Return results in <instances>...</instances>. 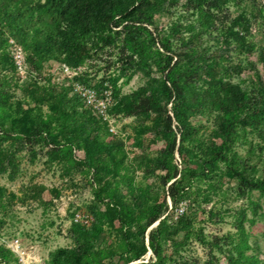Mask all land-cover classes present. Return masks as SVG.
Here are the masks:
<instances>
[{
	"label": "rangeland",
	"instance_id": "rangeland-1",
	"mask_svg": "<svg viewBox=\"0 0 264 264\" xmlns=\"http://www.w3.org/2000/svg\"><path fill=\"white\" fill-rule=\"evenodd\" d=\"M30 1L36 6L33 16L41 21L29 25L25 37L0 28V186L17 196L30 182L42 184L44 190L39 200L13 202L0 214V264L146 262L152 256L147 232L158 220L172 226L165 220L173 218L174 208H181L182 213L172 223L184 218L190 226L167 232L159 242L156 264H226V252L216 251L209 242L212 237L234 235L237 218L246 233L245 254L255 256L256 264H264V194L246 188L225 162L210 158L221 146L218 113L194 109L186 118L194 128L193 137L178 142L176 135L173 152L164 158V142L155 134L153 121L158 110L171 116L170 104L156 108L145 120L127 113L120 103L148 76H160L154 64L162 59L158 42L164 35L173 52L183 37V42L194 44L191 56L217 62L231 82H248L261 70L264 0L230 1L227 11L213 12L205 29L198 24L199 14L185 10L183 0H156L159 3L152 4L150 13L135 14L138 23L124 17L116 25L111 21L102 28L91 27L76 38L78 50L73 53H63L62 33L55 45H39L42 33L37 31L51 13L46 0ZM175 21L188 26L192 34L182 32L174 40L167 32ZM227 27L243 32L245 45L228 37ZM131 37L142 46L145 63L119 70L121 60L132 52L127 41ZM132 58L138 61L136 53ZM4 94L5 101L1 100ZM36 95L45 100L37 103ZM25 108L32 113L39 108L42 117L54 113L53 127L62 121L58 108L67 112L87 108L104 134L89 164L84 162L80 143L69 144L58 136L51 144L54 128L50 135L28 139L4 136L1 130L11 126V120ZM175 127L171 117L173 131ZM225 152L227 157L231 152L238 157L237 166L246 178H264L262 127L247 128ZM205 160L213 161L210 168ZM156 213L157 220L144 227ZM83 239L91 246L87 254L77 249ZM133 242H143L145 247L135 261L125 259L131 254L127 244ZM232 246L226 242L222 248L235 254Z\"/></svg>",
	"mask_w": 264,
	"mask_h": 264
},
{
	"label": "trees",
	"instance_id": "trees-1",
	"mask_svg": "<svg viewBox=\"0 0 264 264\" xmlns=\"http://www.w3.org/2000/svg\"><path fill=\"white\" fill-rule=\"evenodd\" d=\"M147 1L46 0L51 18L37 31V33H42V40L39 45L43 47L55 45V39L57 40L59 34L62 33V38L66 42L62 48L63 53L76 52L78 50L76 38L91 27L102 28L105 23L109 24L111 21H114L116 25L122 22L124 17L129 18L133 24L138 23L139 20L135 19V14L150 13L152 4L159 3L156 0H150L147 5H143ZM230 1L233 0H183V5H185L186 11L190 10L199 14L198 24L202 25V29H205L211 23L210 16L213 12L227 11L226 5ZM35 7L30 0H0V28H8L11 32H17L25 37L28 34L29 25L35 24L36 19L41 21L40 18L33 16ZM67 8L72 10L64 14L62 10ZM132 9L133 11H130ZM188 31L192 34L188 26L175 21L168 27L167 34L169 33L174 40H178L180 33H187ZM199 31L200 29H197L198 33ZM225 33L235 40L237 45H245L243 32H234L231 27H227ZM163 37V40L157 41L158 47L163 51L161 52V63L158 61L154 64L160 76H148L143 85L121 99L122 107L130 115H139L142 119L148 120L151 112L156 108H165L166 103L170 104L171 116L165 112L159 113L158 110V118L153 121L157 125L155 134L164 142L162 149L164 158L173 152L176 135L178 142H188L193 137L194 128L186 122V118L194 109L210 108L216 111L218 113L217 127L222 139L221 146L213 151L210 158L213 161L225 162L229 171L246 188L264 194V178H246L237 166L238 157L233 152L229 157L225 154L228 145L238 135L243 134L247 128L262 127L264 129V50L258 57L261 70H256L248 82L242 85L239 82H231L225 74L226 69L222 72L218 63L212 61L211 58L210 61L209 57L200 58L197 54L191 56L194 47L193 42H189L191 45H188V42H183L185 38L182 37L178 40V51L173 52L167 45L169 38H166L167 35ZM189 37H191L190 34ZM127 41L132 52L129 56L124 57L123 61L121 60L119 70L126 69V66L132 67L134 64L136 66L144 64L146 60L137 38L131 37ZM132 53L138 55L137 62L132 58ZM172 58L174 61L170 63ZM0 93H2L1 90ZM6 97L7 95L4 94L1 100L5 101ZM35 97L34 100L37 103L45 100V97L42 98L41 95ZM60 102V98L56 100V104ZM58 109L62 121H59L56 127L50 125V122L56 119L54 113L42 117L39 108H37L36 113H32L33 110L30 108H25L20 109V113L11 120V126L1 130L2 134L28 139L42 134L50 135V128H54L55 133L49 138L51 144L54 143L53 139L58 136L64 138L69 144L72 141L80 143L85 152L84 162L89 164L90 158L95 152L93 150L102 141L100 136L104 135L98 125V120L89 113L87 108H80L79 111L70 108L69 112L64 108ZM171 117L176 122L174 131L171 128ZM213 161L205 160L209 164L208 168ZM43 190L42 184L30 182L23 186L19 196H17L10 191H5L0 186V214H5L6 209L13 202L23 203L28 200H39ZM252 212L255 213V210L253 209ZM242 215L243 212L241 211L240 216ZM157 218L158 213L151 216L144 223V227L151 225ZM1 223L0 221V225ZM177 223H167L172 225L167 227L164 221L158 220L156 225L147 232V245L152 256L146 262L133 264H156L160 260L159 242L164 241L167 232L171 229L174 232H179L188 229L190 226L184 218L179 219ZM234 228V235L229 234L220 238L212 237L209 245L216 251L226 252V264H256L257 258L244 252L247 247L245 244L246 233L239 218H237ZM226 242L233 245L235 254H231L230 249L223 250V243ZM242 244L243 246H241ZM127 246L128 253L131 254L125 259L135 261L145 252L143 242L128 243ZM77 247L79 254H87L91 249V246L84 239L77 244Z\"/></svg>",
	"mask_w": 264,
	"mask_h": 264
},
{
	"label": "built area",
	"instance_id": "built-area-1",
	"mask_svg": "<svg viewBox=\"0 0 264 264\" xmlns=\"http://www.w3.org/2000/svg\"><path fill=\"white\" fill-rule=\"evenodd\" d=\"M182 213V209L181 208H174L173 209V218L172 219H167V223H171L172 220H174V218L178 217L179 215H181Z\"/></svg>",
	"mask_w": 264,
	"mask_h": 264
}]
</instances>
